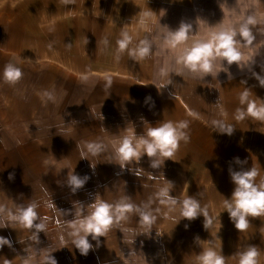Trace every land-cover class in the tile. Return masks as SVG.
I'll return each instance as SVG.
<instances>
[{"label":"crops","instance_id":"1","mask_svg":"<svg viewBox=\"0 0 264 264\" xmlns=\"http://www.w3.org/2000/svg\"><path fill=\"white\" fill-rule=\"evenodd\" d=\"M42 3L47 4V13H39L38 0H0V205L15 209L36 203L39 216L47 218L39 242L20 225L0 228V236L12 241L11 248L0 249V264L26 260L44 264L49 254L58 264H199L198 256L210 246L217 252L222 249L226 264H239L237 253L255 246L259 264H264V216L248 217L249 227L239 233L224 209V200L231 198L235 187L229 168L255 167L260 170L257 183L264 181V121L236 119L237 109L247 107L240 104L246 88L250 100L264 104V87L255 77H264L263 28L251 27L255 39L250 49L237 36L239 65L217 59L214 72L203 77L190 72L182 58L195 43L212 42L214 33L231 30V9L223 4L219 7L212 0ZM8 6L13 7L10 13ZM240 6L239 26L249 17L258 20L257 9L248 13L247 0ZM150 10L155 14L145 18ZM181 22L190 23L192 30L186 42L173 48L167 37ZM123 32L133 37L130 48L148 38L150 56L135 60L127 51L119 53L117 41ZM249 54L254 56L251 62ZM7 64L23 72L15 85L4 80ZM163 84L169 85L163 88ZM45 92L55 99L48 100ZM220 119L234 127L231 136L214 131L212 122ZM169 120L189 124L190 140L181 142L175 161L152 169L144 156L139 164L121 169L115 155L121 139L131 131L145 135L148 127ZM89 142L104 145V151L81 159ZM235 158L246 163L237 164ZM130 168H143L142 177ZM71 174L89 177L75 193L67 184ZM164 178L174 184L171 195L180 200L194 197L211 217L221 213L222 227L214 219L207 231L203 216L188 221L179 208L168 212L155 198L167 185ZM125 197L137 206L151 200L153 209L161 208L151 233L145 234L133 213L101 237L98 246L89 236L93 248L81 255L69 235L74 213L90 214L95 200L115 204ZM51 199L57 209L47 207Z\"/></svg>","mask_w":264,"mask_h":264},{"label":"clouds","instance_id":"2","mask_svg":"<svg viewBox=\"0 0 264 264\" xmlns=\"http://www.w3.org/2000/svg\"><path fill=\"white\" fill-rule=\"evenodd\" d=\"M63 3L66 5L74 4L75 0H63ZM154 14L150 10L143 15L145 18H149ZM141 22L144 23L145 20ZM255 23V19L249 17L240 24L238 31L235 28L231 30L222 29L218 33L213 34L212 42L195 43L190 49L185 51L182 63L190 72L203 77L209 76L214 72V62L217 59L226 61L228 66L233 64L239 65L242 56L238 48L239 41L237 40V36L250 45L255 39L250 25H254ZM191 30L192 25L190 23L181 22L176 30L169 31L167 42L171 47L175 48L187 41ZM132 43L133 37L128 32H123L121 38L117 41L119 53L123 54L127 51L128 55L135 60H144L150 56L152 43L148 38L141 40L136 47L130 48ZM162 75L167 76V72H162ZM3 77L6 83L15 85L23 78V72L19 67L7 64L4 68ZM255 77L259 81L260 86L264 87V77L257 74H255ZM111 84L112 82L109 80L106 86L110 88ZM167 85L169 84H163L162 87L165 88ZM250 95L251 91L247 88L240 94V104L247 107L246 109H237L236 119L244 120L247 117H251L264 121V104L257 105L255 101L249 99ZM44 96L48 100L55 99L48 92H45ZM147 99H150V97ZM212 126L214 131L220 134L231 136L234 132V127L227 123L225 119L214 120ZM188 127L187 121L176 123L169 120L160 123L159 126L148 127L145 135L138 136L135 131H131L121 139L119 145L115 148L117 164H119L121 169H124L126 166L139 164L141 159L147 156L152 169L162 168L166 160L175 161L174 157L182 141L184 143L189 142ZM103 151L104 145L89 142L86 148L81 151V159H89V155L93 157L98 156ZM235 162L241 165L246 163L240 161L239 158H235ZM91 167L95 168V165L91 164ZM129 170L137 177H142V172L144 171L143 168H130ZM229 174L235 187L231 198H225L224 209L228 213L230 220L234 223L235 228L241 233L249 227L248 217L264 216V181L257 183L260 170L255 167H251L250 169L242 167L239 171L229 168ZM9 178H12V174H10ZM149 178L155 179L156 177L150 175ZM88 179V176L80 177L79 175L71 174L68 175L67 184L71 188V191L75 193L77 190L83 188ZM165 180L167 181V185L159 188L155 194V198L160 205L167 208L168 212H173L179 208L182 219L188 221H194L198 217L203 216V226L207 231L213 226L214 219H218L220 228L222 227L220 220L221 213L218 217H211L207 207H202L199 200L194 197L189 196L180 200L176 196L171 195L174 184L167 179ZM129 200L130 198L125 197L115 204H110L103 200H95L90 204L93 209L90 214L84 215L82 210H77L74 213L75 218L68 222L71 227L69 235L72 237L73 246L81 255L87 256L93 248L92 243L89 241V236L97 242L98 246L101 237H106L112 228L122 222H126L130 214L133 213L139 216L140 222L146 230L145 234L151 233L158 215L161 214V208L156 207L153 209L151 207L153 201L151 200L143 206H137L129 202ZM47 207L57 209L52 199L48 202ZM37 208L38 205L36 203H30L27 206H20L15 209H9L6 206L0 205V228H14L13 225H20L25 229L31 230L32 239L39 242V233L46 231L47 224L45 221L47 218L42 219L37 212ZM185 227L187 228L188 225H185ZM157 235L161 234L157 233ZM61 239L63 240V237ZM197 240H199V237L196 238ZM5 245L11 248L12 241L0 236V249ZM237 254L239 255V264H259L258 258L260 252L255 246H249L246 250ZM198 261L199 264H226L222 249L221 252H217L212 246L202 251L198 256ZM25 264H28L27 260ZM44 264H58V262L52 254H49L45 256Z\"/></svg>","mask_w":264,"mask_h":264},{"label":"rangeland","instance_id":"3","mask_svg":"<svg viewBox=\"0 0 264 264\" xmlns=\"http://www.w3.org/2000/svg\"><path fill=\"white\" fill-rule=\"evenodd\" d=\"M215 1L216 5L220 7V5H222V7L226 10H228L229 8L231 9V29L235 28L237 31L239 29V12L241 9V0H212V3ZM39 4V13H47V4L46 3H42V0H38ZM248 3V13H251L252 11H255L257 9L258 11V20H255L256 23L254 25H250L251 27H261L263 28V32H264V0H247ZM225 4V5H224ZM6 11H8L9 13L13 11V7H6ZM5 11V12H6ZM230 12V10H228ZM221 14V11H220ZM257 19V18H256ZM220 20H221V16H220ZM252 29V28H251ZM249 49H250V45H249ZM249 52H251L249 50ZM253 54H249V62L253 61ZM129 264V263H127Z\"/></svg>","mask_w":264,"mask_h":264}]
</instances>
